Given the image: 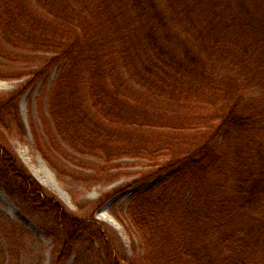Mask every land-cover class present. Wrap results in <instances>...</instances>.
Segmentation results:
<instances>
[{"label": "trees", "instance_id": "obj_1", "mask_svg": "<svg viewBox=\"0 0 264 264\" xmlns=\"http://www.w3.org/2000/svg\"><path fill=\"white\" fill-rule=\"evenodd\" d=\"M0 59L23 66L0 62V80H24L0 94V183L47 219L50 264L95 252L107 264H264V0H0ZM55 70L28 123L58 179L110 184L122 159L153 167L122 188L157 179L131 199L129 225L119 220L130 257L4 138L27 137L20 101ZM17 231L0 217L4 236Z\"/></svg>", "mask_w": 264, "mask_h": 264}, {"label": "rangeland", "instance_id": "obj_2", "mask_svg": "<svg viewBox=\"0 0 264 264\" xmlns=\"http://www.w3.org/2000/svg\"><path fill=\"white\" fill-rule=\"evenodd\" d=\"M5 69L17 70L23 66L14 62L0 59ZM56 70L51 73L47 83H39L20 101L19 109L21 118L28 132L27 137L21 141L15 133L5 134L4 138L15 150L19 159L30 171V173L49 191L58 197L63 204L77 217H89L94 213L96 220L104 222L110 229L114 230L123 245L124 252L128 257L132 255L133 239L119 220L129 225L128 207L133 196L153 186L157 179L154 177L149 181L136 184L130 188L123 187L130 185L134 180H142L152 171V165L148 161L138 159H122L115 163L114 172H121L122 177L117 181L104 184L96 183L87 185L78 183L72 178L63 177L58 179L55 173L47 166L39 152L34 147V142L29 130L28 105L32 107V115L39 123V99L42 91L49 90ZM24 80L9 79L0 80V94H5L17 89ZM46 103V100H45ZM47 108V104L45 109ZM121 189V190H120ZM117 194L108 200L103 206L94 210L95 203L104 195L109 193ZM59 193V194H58ZM9 199V202L5 200ZM8 217L17 227L18 235L8 238L0 232V264H50L52 242L44 235L45 229L49 227L44 217L39 214H32L26 206L16 199L10 198L0 183V217ZM108 220L115 222L118 227L113 226ZM42 235V236H41ZM136 246L139 245L135 237ZM139 248V247H138ZM67 264H88L84 260L76 263V256H73ZM91 264H107L105 258L97 252L92 255Z\"/></svg>", "mask_w": 264, "mask_h": 264}, {"label": "bare ground", "instance_id": "obj_3", "mask_svg": "<svg viewBox=\"0 0 264 264\" xmlns=\"http://www.w3.org/2000/svg\"><path fill=\"white\" fill-rule=\"evenodd\" d=\"M59 194V193H58ZM5 200L7 201V202H9V199L8 198H5ZM10 203V202H9ZM113 226H115V227H118V225L115 223V222H113L112 220H108ZM42 236V235H41Z\"/></svg>", "mask_w": 264, "mask_h": 264}]
</instances>
